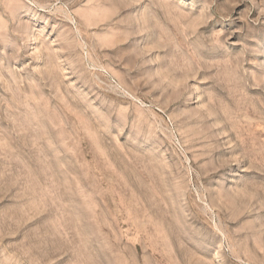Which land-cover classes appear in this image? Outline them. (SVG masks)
Wrapping results in <instances>:
<instances>
[{
    "label": "rangeland",
    "instance_id": "rangeland-1",
    "mask_svg": "<svg viewBox=\"0 0 264 264\" xmlns=\"http://www.w3.org/2000/svg\"><path fill=\"white\" fill-rule=\"evenodd\" d=\"M0 264H264V0H0Z\"/></svg>",
    "mask_w": 264,
    "mask_h": 264
}]
</instances>
